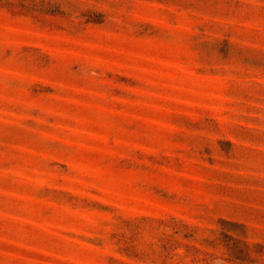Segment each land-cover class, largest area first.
<instances>
[{
	"label": "rangeland",
	"instance_id": "1",
	"mask_svg": "<svg viewBox=\"0 0 264 264\" xmlns=\"http://www.w3.org/2000/svg\"><path fill=\"white\" fill-rule=\"evenodd\" d=\"M0 264H264V0H0Z\"/></svg>",
	"mask_w": 264,
	"mask_h": 264
}]
</instances>
